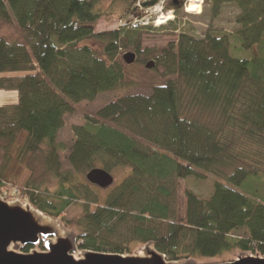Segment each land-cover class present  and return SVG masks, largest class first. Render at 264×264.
<instances>
[{"label": "trees", "instance_id": "1", "mask_svg": "<svg viewBox=\"0 0 264 264\" xmlns=\"http://www.w3.org/2000/svg\"><path fill=\"white\" fill-rule=\"evenodd\" d=\"M99 1L0 0V24L24 38H0V76L20 75L0 77V91L18 96L0 107V196L11 190L61 223L65 210L80 206L69 223L80 251L126 256L131 244L150 243L169 262L180 254L264 257V0H210L216 15L224 4L239 10L244 56L227 36L178 35L160 50L141 51V33L151 27L96 34L107 15ZM116 1L140 18L142 0ZM90 40L101 53L79 46ZM122 47L135 54L133 65L123 63ZM106 95L115 97L70 128L69 145L58 141L76 106ZM37 162L59 181L53 197L34 187ZM93 170L109 173L112 186L90 185ZM206 176L216 179L211 196L186 191L180 216L179 182Z\"/></svg>", "mask_w": 264, "mask_h": 264}, {"label": "rangeland", "instance_id": "2", "mask_svg": "<svg viewBox=\"0 0 264 264\" xmlns=\"http://www.w3.org/2000/svg\"><path fill=\"white\" fill-rule=\"evenodd\" d=\"M189 0H158L153 3V0H142L135 5L136 12L140 15V18L131 16L125 4L116 0H100V9L103 13L107 14L97 24L95 33H108L112 31H118L126 29L127 27L138 26V27H151L152 31H143L141 33V51L144 50H160L167 44L175 42L178 35H187L194 39H203L207 34L213 36H227L230 42L231 48L234 49L236 56H244L238 51L239 44L237 43V33L240 30V26L236 24L235 20L239 15V10L233 5H221L217 11V15L214 14L215 6L210 0H202L200 14H189L186 13V6ZM176 5H173V3ZM149 3L150 6L145 4ZM169 18L171 20L166 24L159 26L158 22L160 17ZM161 17V18H162ZM0 38L7 40L8 42L23 43L24 38L22 34L14 25L0 24ZM79 46H89L97 53H101L100 45L94 41H86L81 43ZM119 53H133L130 49L121 48ZM249 56V55H245ZM140 68L136 67L133 71V78L138 79ZM17 77L19 74H5L0 77ZM134 92L148 94L149 89H136ZM115 96L106 95L99 97L93 103H82L76 106V114L72 118H68L64 129L58 136V141L66 145H69L72 141V126H83L86 115H93L100 110L105 104L110 102ZM18 101L17 93L14 91H0V107L6 105L15 104ZM64 156L60 157L62 162L63 171L67 168L63 162ZM33 179L37 181L39 185L37 187L40 194H46L49 197L53 195L59 189V181L55 180L49 174H46L44 167L41 163L37 162L33 164ZM112 177V176H111ZM116 177V176H115ZM113 178V177H112ZM117 179V177H116ZM216 179L212 176H206L202 179L187 178L184 181L179 182L177 190V207L179 215H183L185 211L186 199L185 192L190 191L191 193L202 197L209 198L212 194L213 185ZM114 183V180H113ZM262 187L257 189V192H261ZM13 193L8 191L5 196V201H15L17 198H12ZM22 201V200H18ZM22 202H27L23 200ZM81 215L80 206H70L61 215L64 218V222L61 223L64 230L73 233L77 236L78 232L76 228L69 225L70 222L75 221ZM39 246L38 250L41 251ZM143 245L131 244L129 246L130 255L136 253ZM43 248V247H42ZM236 255H240L238 252L224 255L219 261H207V260H195L198 264H216L220 262H230ZM179 261L188 260V256L180 254L178 256ZM178 261V262H179Z\"/></svg>", "mask_w": 264, "mask_h": 264}, {"label": "water", "instance_id": "3", "mask_svg": "<svg viewBox=\"0 0 264 264\" xmlns=\"http://www.w3.org/2000/svg\"><path fill=\"white\" fill-rule=\"evenodd\" d=\"M122 60L131 66L136 56L126 53ZM145 68L153 69L154 63L149 62ZM85 179L101 190L113 184L111 175L103 170H93ZM77 242V236L64 230L59 220L41 213L29 202L5 201L0 197V264H198L194 260L169 262L150 243L123 256L80 251ZM26 248H30L27 253ZM216 264H264V257L246 253Z\"/></svg>", "mask_w": 264, "mask_h": 264}, {"label": "bare ground", "instance_id": "4", "mask_svg": "<svg viewBox=\"0 0 264 264\" xmlns=\"http://www.w3.org/2000/svg\"><path fill=\"white\" fill-rule=\"evenodd\" d=\"M201 4H202V0H189L186 6V13L196 14V15L200 14ZM170 20H171V17L160 18L158 25L159 26L164 25Z\"/></svg>", "mask_w": 264, "mask_h": 264}, {"label": "built area", "instance_id": "5", "mask_svg": "<svg viewBox=\"0 0 264 264\" xmlns=\"http://www.w3.org/2000/svg\"><path fill=\"white\" fill-rule=\"evenodd\" d=\"M161 17H162V16H161ZM161 17H160V18H161ZM162 18H163V17H162Z\"/></svg>", "mask_w": 264, "mask_h": 264}]
</instances>
